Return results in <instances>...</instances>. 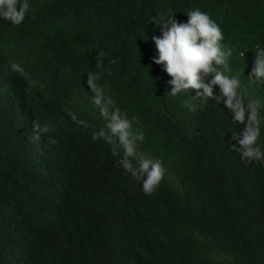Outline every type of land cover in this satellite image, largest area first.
Masks as SVG:
<instances>
[{"label": "clouds", "instance_id": "obj_1", "mask_svg": "<svg viewBox=\"0 0 264 264\" xmlns=\"http://www.w3.org/2000/svg\"><path fill=\"white\" fill-rule=\"evenodd\" d=\"M29 7L30 0H0V19L19 25ZM186 15V21H178L175 12L169 10L150 20L159 29L148 40L147 56L143 52L147 78L142 79L151 85L140 95L146 109L164 103L165 119L175 128L176 136L194 138L186 141L187 145L208 144L216 136L229 132L232 152L242 161L264 169L261 117L257 114L260 120L253 119L247 101L244 104L241 101L239 82L223 70L231 50L221 45L223 33L219 24L198 7L189 9ZM0 25V92L16 91L19 77L29 75L46 57L45 46L36 27L10 26L1 21ZM101 25L109 29L108 21H102ZM114 54L112 61L117 69L122 66L124 56ZM240 54L252 55L242 51ZM78 59L74 55L66 63L55 64L57 73L47 74L40 88L30 92L21 107L27 112L23 137L41 148L55 135L81 138L76 151L56 171L66 177V183L56 185L47 176L36 181L24 179L3 202L6 207L18 213L31 211L39 215L43 232L58 226L67 229L79 215L98 214L120 202L124 213L118 223L98 238L97 249L103 264H125L134 252V246L124 240L130 225H141L151 235L145 251L159 264H234L235 259L222 252L202 257L200 246L205 239L202 229L208 224L216 237L239 241L245 255L248 244L264 240L262 188L224 192L214 197L201 187L186 188L207 204L205 209L190 214L170 195L182 188L178 180L168 176L154 146L144 148L143 134L131 118L114 113L102 97L74 101L64 91L62 79ZM248 74L258 80L256 84L264 85V48L256 51ZM26 89L31 91L28 85ZM45 121L52 122L54 128H49ZM9 157L6 149L0 155L4 161ZM137 192L154 195L153 207L146 215L126 210ZM139 206H144L142 199ZM241 225L249 235L247 239L242 238ZM0 252L4 257H13L14 262L33 263L37 254H45L48 264H81L78 260L66 262L61 245L48 248L46 244L42 250L29 237L4 245L0 235Z\"/></svg>", "mask_w": 264, "mask_h": 264}, {"label": "trees", "instance_id": "obj_2", "mask_svg": "<svg viewBox=\"0 0 264 264\" xmlns=\"http://www.w3.org/2000/svg\"><path fill=\"white\" fill-rule=\"evenodd\" d=\"M196 7L219 24L223 33L221 45L231 50L223 70L239 82L241 101L243 104L247 101L253 119L259 121L257 114H260V133L264 139V85L256 84L258 80L248 74L256 51L264 48V0H30L28 13L19 25L0 19L10 26L36 27L46 51V57L29 75L19 77V89L0 92V155L5 149L10 154L7 161L0 159V235L4 245L29 237L42 250L46 244L48 248L64 247L66 262L103 264L97 249L98 238L118 223L124 213L121 203L114 202L101 213L79 215L67 229L58 226L40 232L39 215L31 211L14 212L3 204L24 179L36 181L47 176L56 185L66 183V177L56 171L76 151L81 138L55 135L41 148L23 137L27 112L21 107L28 101L30 92L40 88L47 74L57 73L55 64L66 63L74 55L79 59L62 79L64 91L74 101L102 97L114 113L131 118L143 134L144 148L154 146L167 167L168 176L178 180L182 188L171 191L170 195L190 214L205 209L207 204L193 197L186 188L201 187L213 197L252 187L264 191V169L242 161L232 152L229 132L216 136L208 144L187 145L186 141L194 138L176 136L175 128L165 119V104L154 105L149 110L140 97L144 90L151 88L145 80L143 58V52L146 56L149 52L148 40L159 29L151 18L171 10L178 21H186V12ZM104 20L108 21L109 29L101 25ZM240 51L252 55L243 56ZM114 52L124 56L122 66L117 69L112 61ZM26 85L31 91H27ZM44 123L54 128L52 122ZM153 198L154 195L137 192L126 210L146 215L153 207ZM141 199L143 208L139 206ZM202 232L205 234L200 246L202 257L222 252L231 255L234 264H264V240L256 239L248 244L245 255L239 241L216 237L209 224ZM240 233L244 239L249 237L244 225L240 226ZM149 239L152 237L143 226L130 225L124 240L135 250L124 263L159 264L145 251ZM44 255L37 254L36 261L28 263L14 262L13 257H4L0 252V264H48Z\"/></svg>", "mask_w": 264, "mask_h": 264}, {"label": "bare ground", "instance_id": "obj_3", "mask_svg": "<svg viewBox=\"0 0 264 264\" xmlns=\"http://www.w3.org/2000/svg\"><path fill=\"white\" fill-rule=\"evenodd\" d=\"M74 113H75V111H74Z\"/></svg>", "mask_w": 264, "mask_h": 264}]
</instances>
